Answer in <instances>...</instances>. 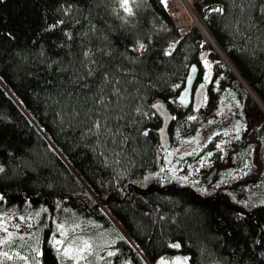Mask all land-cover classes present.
I'll use <instances>...</instances> for the list:
<instances>
[{
	"label": "trees",
	"instance_id": "16d2710c",
	"mask_svg": "<svg viewBox=\"0 0 264 264\" xmlns=\"http://www.w3.org/2000/svg\"><path fill=\"white\" fill-rule=\"evenodd\" d=\"M164 1L128 0L129 14L122 0H0V214L37 213L36 245L20 250L38 264H77L63 254L69 241L108 233L114 244L91 264L179 253L190 264H264V112L216 52L209 70L200 62L214 41L264 106V0H203L202 23L189 6L213 41L179 30ZM175 10L185 29L189 10ZM194 64L207 84L197 114L176 101ZM157 102L176 116L172 147L236 119L188 157L218 181L166 175Z\"/></svg>",
	"mask_w": 264,
	"mask_h": 264
},
{
	"label": "rangeland",
	"instance_id": "374dc122",
	"mask_svg": "<svg viewBox=\"0 0 264 264\" xmlns=\"http://www.w3.org/2000/svg\"><path fill=\"white\" fill-rule=\"evenodd\" d=\"M174 1L175 0H165L164 3L170 16H172V14L174 16L175 14V9H173V7L170 5V3H174ZM181 1L183 5V7L181 6V8H183L184 10L186 8L185 2H189L190 6L194 8L197 19L202 23L200 19V12L198 11V6L202 3L203 0ZM188 17L189 20L195 21L190 10L188 12ZM177 28L186 33L198 27L193 26L189 29H180L177 26ZM205 40V43L209 45V48L208 56L203 61V65L207 70H209L211 64L213 63V60L211 59V57H209V52H211V50L216 52V50L206 38ZM201 82H205V78H203V81ZM235 123V118H232L230 121L221 122L219 124L211 123L207 126V130L200 133L199 137L195 140L186 139L179 134L177 136V140L174 143V146L170 150L166 151V160L164 167L166 175L168 177L176 178L187 183H195L198 185L206 186L209 185L210 182L213 183L218 181V179L209 181L210 175L200 172L201 164L199 162H192V160L188 157L195 151L200 150L208 137L212 136L213 133L221 130L229 131L233 128ZM253 138L254 137L252 135L250 137V140H253ZM224 163L227 164L228 160L226 159ZM36 218L37 213L31 212L23 214L13 210H6L0 214V264H11V260L14 259H25V264H38V260L35 255L36 252L34 250H20V247L25 242L29 243L31 246L36 245ZM84 228V226H77L75 230L80 231ZM120 233L123 234L121 229ZM114 241V236L110 233L104 234L100 237L76 235L64 248L63 254L67 259H70L77 264H91L94 257L98 254L103 255L105 249L108 246L113 245ZM178 261L180 262V264H184L185 261L186 264H190L188 257L181 253L173 257L162 258L158 261L157 264H162V262L163 264H176V262ZM17 264L23 263L17 262Z\"/></svg>",
	"mask_w": 264,
	"mask_h": 264
},
{
	"label": "water",
	"instance_id": "95a60500",
	"mask_svg": "<svg viewBox=\"0 0 264 264\" xmlns=\"http://www.w3.org/2000/svg\"><path fill=\"white\" fill-rule=\"evenodd\" d=\"M200 30L203 32V34L206 33L210 37L208 32L205 30L204 26H203V29H200ZM210 39L213 41L211 37ZM213 43L217 47L216 52L221 58V60L228 66L232 74H234V76L240 81V83L248 91L250 97L254 99V101L257 103L260 109L264 112V106L257 99L256 95L252 92V90L244 82L242 77L237 73V71L231 65L230 61L228 59L227 61L222 56L224 54L219 49V47L216 45V43L214 41ZM207 56H208V51L202 52L200 55V62H203ZM206 94H207V84L205 82L200 81V67L198 64H194L189 69V73L185 81L184 89L180 92L176 100L177 104L184 111L192 110L194 113L197 114L201 112L202 109L204 108ZM153 111L161 121V127L158 130L160 146L163 150H166V151L170 150L172 148L171 130L176 121V116L163 102L155 103L153 106Z\"/></svg>",
	"mask_w": 264,
	"mask_h": 264
},
{
	"label": "snow or ice",
	"instance_id": "6c2138e0",
	"mask_svg": "<svg viewBox=\"0 0 264 264\" xmlns=\"http://www.w3.org/2000/svg\"><path fill=\"white\" fill-rule=\"evenodd\" d=\"M127 5H128V0H122V6L124 7L125 11L128 12L129 14H131L132 13V9L130 7H128ZM212 11L222 13L223 12V9L222 8H215V9H212ZM68 38L71 39V36H69ZM90 54H91V49H89L88 51H85L83 53V55H84V57H85L86 60L90 57ZM91 62L92 63H95V61H91ZM94 71H95V69L90 70L89 75H91ZM104 78L107 81V74L104 75ZM116 83H118V81ZM113 92H114V94H117L118 93V90L117 89H113ZM98 102L100 104H104L105 101H104L103 92L101 93V96L99 97ZM94 126L96 128H100L101 127L100 121H95L94 122ZM3 171H4L3 167H0V172H3ZM0 199H3V197L0 196ZM59 243L60 242L57 241V244H59ZM173 246L174 247H177V248L180 247L179 244H176V245H173ZM162 264H163V262H162ZM176 264H180V262L178 261V262H176ZM184 264H186V261L184 262Z\"/></svg>",
	"mask_w": 264,
	"mask_h": 264
},
{
	"label": "bare ground",
	"instance_id": "6f19581e",
	"mask_svg": "<svg viewBox=\"0 0 264 264\" xmlns=\"http://www.w3.org/2000/svg\"><path fill=\"white\" fill-rule=\"evenodd\" d=\"M186 1V0H185ZM186 4V10H192L191 8H189V2H185ZM184 4V3H183ZM170 5L173 7V9H175V8H179V7H183V5H182V1L181 0H175L174 1V3H170ZM193 12H194V14H195V11H194V8H193V10H192ZM194 20L195 21H191V20H189V17H188V19H187V21H188V24H187V27L185 28V29H189V28H191V27H193V26H196V27H198L199 28V26H198V24H196V19L194 18ZM174 21H175V19H174ZM175 23H176V21H175ZM176 25L178 26V24L176 23ZM179 27V26H178ZM180 29H184V28H182V27H179ZM225 56V55H224ZM226 58V57H225ZM227 59V58H226ZM228 61V60H227Z\"/></svg>",
	"mask_w": 264,
	"mask_h": 264
},
{
	"label": "built area",
	"instance_id": "2783aa9c",
	"mask_svg": "<svg viewBox=\"0 0 264 264\" xmlns=\"http://www.w3.org/2000/svg\"><path fill=\"white\" fill-rule=\"evenodd\" d=\"M164 3H165V1H164ZM171 17H172V19H173V21H174L175 14H174V16H173V14H172V16H171ZM174 22H175V21H174Z\"/></svg>",
	"mask_w": 264,
	"mask_h": 264
}]
</instances>
